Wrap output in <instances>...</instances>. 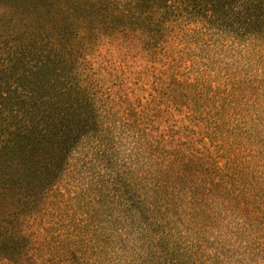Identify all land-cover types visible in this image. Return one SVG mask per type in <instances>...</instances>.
Here are the masks:
<instances>
[{"label":"trees","instance_id":"16d2710c","mask_svg":"<svg viewBox=\"0 0 264 264\" xmlns=\"http://www.w3.org/2000/svg\"><path fill=\"white\" fill-rule=\"evenodd\" d=\"M11 1L0 4V21L11 18L7 25L0 24L2 258L24 261L32 242L22 225L24 218L42 206L81 141L102 129L103 103L85 74L83 52L90 34L104 21L121 22L110 29L129 35L144 57L159 65L164 79L193 87L188 107L197 120L178 126L172 122L153 140V155L144 170H155L158 185L147 190L140 183L135 202L129 187L123 188L126 219L138 229L139 248L145 254L171 255V263L183 264L197 250L206 254L203 235L217 225L215 221L249 215L248 209L259 203L254 193L260 187L245 179L241 170L255 168L247 159H235L240 150H235L227 127L222 129L218 110L208 119L198 116L199 100L213 95L212 87L205 89L214 82V72L206 62L204 70L211 75L198 71L190 78L173 65L184 52L182 40L189 32L261 49L264 0ZM21 5L29 6L27 12L13 11ZM84 9L95 10L91 16L100 22L97 26L78 15L76 10ZM36 19H41L39 25ZM30 159L36 170L32 180L25 173ZM182 233H192V239L186 242Z\"/></svg>","mask_w":264,"mask_h":264},{"label":"rangeland","instance_id":"374dc122","mask_svg":"<svg viewBox=\"0 0 264 264\" xmlns=\"http://www.w3.org/2000/svg\"><path fill=\"white\" fill-rule=\"evenodd\" d=\"M28 8L21 5L13 11L24 14ZM76 11L87 16L89 24L100 23L91 16L94 9ZM10 20L3 18L0 24ZM36 21L39 25L41 19ZM114 25L121 22L104 21L90 34L83 52L85 74L103 103L102 129L81 141L42 206L24 218L22 225L32 240L24 261L13 263L0 256V264H173L171 255L145 254L139 248L138 229L126 219L123 188L129 187L135 202L140 183L147 190L158 185L155 170H144L153 155V140L172 122L178 126L197 120L188 107L193 87L164 79L159 65L145 58L129 35L112 31ZM190 34L183 38L184 52L173 66L189 77L198 71L210 76L203 65L209 64L216 78L205 91L212 87L213 95L199 100L198 116L208 119L218 110L222 129L227 127L235 150H240L235 159H247L255 168L241 172L260 189L254 193L259 203L248 209L249 215L215 221L203 235L206 254L197 250L183 264H264V40L256 50L203 32ZM28 163L25 173L32 180L36 170L31 159ZM160 183L165 184L163 176ZM181 235L186 242L192 239V233Z\"/></svg>","mask_w":264,"mask_h":264}]
</instances>
